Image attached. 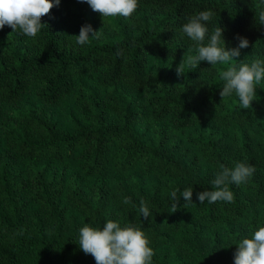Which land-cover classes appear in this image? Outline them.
<instances>
[{
  "label": "trees",
  "instance_id": "obj_1",
  "mask_svg": "<svg viewBox=\"0 0 264 264\" xmlns=\"http://www.w3.org/2000/svg\"><path fill=\"white\" fill-rule=\"evenodd\" d=\"M202 11L226 48L237 35L249 47L178 77L185 53L198 54L181 28ZM261 12L264 0H138L130 17L103 18L61 0L34 38L0 30V264H96L80 229L108 220L143 231L152 264H234L239 242L264 227V80L243 109L235 92L222 100L221 76L264 60ZM84 25L101 31L81 46ZM237 162L256 171L228 185L234 200L200 204ZM187 188L193 203L181 196L173 213L170 193Z\"/></svg>",
  "mask_w": 264,
  "mask_h": 264
},
{
  "label": "clouds",
  "instance_id": "obj_2",
  "mask_svg": "<svg viewBox=\"0 0 264 264\" xmlns=\"http://www.w3.org/2000/svg\"><path fill=\"white\" fill-rule=\"evenodd\" d=\"M60 2L61 0H54V3L53 0H0V30L7 25L14 32L19 31L29 38H34L43 27L47 26L41 22L42 17L59 6ZM78 2L87 3L103 18L115 16L128 18L138 7V0H78ZM214 15L213 11H202L198 15L189 17L182 26L181 33L195 42L198 54L192 56L185 53L176 69L178 77L183 76L185 64L197 68L201 62L214 66L217 63L238 61L240 50L249 47V41L237 35L238 46L232 49L226 48L224 29L221 26L215 27L209 33L205 22H209ZM260 20L264 21V12L260 13ZM100 31H95L91 25H84L79 35L74 38L78 45L83 46L91 39H98ZM206 37L207 42H205ZM221 78L225 81L220 92L222 100L235 92L243 109L252 108L256 95L255 86L264 80V60L257 59L250 66L241 62L239 68L228 67L223 71ZM255 171L254 166L243 162H237L233 168L221 166V171L212 181L215 190L200 192L197 194V199L200 204L205 201L209 204L217 201L230 203L234 200V193L229 190L228 185L231 183L238 186L246 183ZM181 196L186 201L185 208L193 203L191 188L183 191L174 190L170 193V198L174 201L173 213L177 210ZM123 203H131V198L125 197ZM139 212L145 220L150 217L149 208L143 199L140 200ZM79 247L84 254L91 255L96 264H152L154 255L143 231L133 226L121 228L112 220H108L102 229L87 224L83 226L80 229ZM234 264H264V227H259L252 238H244L239 242L234 254Z\"/></svg>",
  "mask_w": 264,
  "mask_h": 264
},
{
  "label": "rangeland",
  "instance_id": "obj_3",
  "mask_svg": "<svg viewBox=\"0 0 264 264\" xmlns=\"http://www.w3.org/2000/svg\"><path fill=\"white\" fill-rule=\"evenodd\" d=\"M66 108H64V110H65Z\"/></svg>",
  "mask_w": 264,
  "mask_h": 264
}]
</instances>
